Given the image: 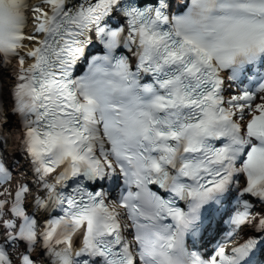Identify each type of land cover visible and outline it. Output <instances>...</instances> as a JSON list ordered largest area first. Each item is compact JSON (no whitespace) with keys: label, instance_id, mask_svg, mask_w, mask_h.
<instances>
[{"label":"clouds","instance_id":"1","mask_svg":"<svg viewBox=\"0 0 264 264\" xmlns=\"http://www.w3.org/2000/svg\"><path fill=\"white\" fill-rule=\"evenodd\" d=\"M175 3L182 5L185 0H175ZM37 6L43 9L50 8L44 0H18L16 5L11 0H4L0 6L2 9L0 11V55L8 57L9 64H11V57L13 56L18 57L19 61L21 57L24 58L23 66L20 65L17 72L13 74L18 77L22 74L30 75L28 69L35 62V58L27 56V53L38 47V42L44 38L43 32L36 31L37 20L35 17L39 13L34 12V8ZM14 13H18L19 16V20L15 24L11 20V17L16 16ZM167 17L168 30L166 31L173 34L180 32L197 39L201 46L208 50L212 63L221 72L231 65L256 60L264 55V0H187V7L183 12H171ZM90 29L93 28L84 31L83 35L79 37L81 41L79 46L82 48L88 42ZM120 30L121 28H116L110 31ZM18 34H22L24 39L14 40L13 36ZM125 36L126 33L121 31L118 43L124 42ZM29 37H33V39H29ZM9 42L15 43L17 47L9 49ZM115 47L108 49L109 51L105 54L91 56L80 75H69L73 71V63L63 69L59 66L49 67L47 71L52 73L51 76L47 77L49 82L43 79L29 82L19 78L11 89L13 99L11 109H5L2 98V83H0V121L7 122L8 111L20 118L24 132L22 145L28 154V158L33 161V155L29 151L30 138L27 135L30 128L36 130L41 139H45V133H50L54 137V143L48 146L49 150L45 153L46 159L63 158L62 165L57 168L55 173L48 174L43 181L34 171L39 183L35 190L29 188L24 203L35 199L38 192L42 189L45 190L46 184H56L55 193H62L61 189L66 182L70 179H78L79 176L83 175L87 166L86 162H79L81 171L78 175L73 176L70 174L71 158L65 156V153L87 155L90 159L100 160L111 165L110 167L102 165L103 174L96 177L110 175L117 171L122 172L121 167L123 166L124 171L129 173L128 176L124 175L127 185L129 179H135L131 175L133 172L140 175L150 173L151 178L159 175L150 169L151 161L148 157L158 160L163 154L159 150L160 145L166 144L172 149L167 154L174 160L177 169L186 162L190 168H194L204 157L202 148L209 144L214 145L217 139L215 134L217 132L223 133L228 129L226 122L211 117L208 118L209 123L206 132L187 127L189 124H195L197 119L192 115L194 106L177 102L178 96L187 92V89L173 82L164 88L158 84V89L162 91H146L145 85L147 83L138 84L133 75L127 76L125 74V70L121 67V60L127 64V72L130 73L131 62L127 56L122 54L114 57L112 49ZM145 48H148V45L138 46L132 54L137 58L138 54H147L153 60L159 58L157 46L153 45L147 53H145ZM80 55L77 56L75 63ZM103 57H107V59L105 60ZM21 67H23V73H21ZM64 72H67L68 75L64 76ZM61 79L68 83L69 89L75 94V102L84 103L85 96L93 101L92 105L89 106L93 112L88 120H85L83 110L75 113L74 116L61 112L58 107V103L61 102L59 95ZM167 79L174 81V77ZM42 83L44 92L40 97H35L28 89L20 87L22 84H28L29 88H35L39 91ZM169 100L173 102L169 104ZM185 113L190 114L188 118H185ZM40 117L44 118L40 119ZM105 121L107 127H105ZM232 122L240 124V131L235 135L239 137L241 142L232 144V151L228 153V156L232 158L231 164L235 171L231 173L230 180L223 190L214 191L211 194V199L222 195L229 184L236 186L237 181L234 179L236 175L242 174L239 190L246 188L249 176L248 172L244 171L247 154L254 147L264 149V145H261L259 140L248 136L245 128L246 121L235 118ZM170 131H176L177 137L157 135L158 132L167 134ZM209 132L212 133L211 136L208 135ZM83 136L90 137V141H83ZM219 138H226L225 144L230 143L228 136L221 135ZM88 143L92 144V151L86 153L85 149L88 147ZM189 143L200 145L201 148L196 152L186 151ZM101 145H103V154H101ZM113 145H115L116 151L113 150ZM245 147L248 150L244 158L240 160L238 156ZM150 148L154 150L145 151ZM117 151L123 155L118 157ZM128 156L132 157L131 164L125 158ZM215 167L219 169L220 165H215ZM4 168L6 169L5 166ZM162 170H167L170 176L176 175V171H173L171 165L162 164ZM66 172L67 175L63 183H57L56 178ZM251 173L252 179L258 181L257 186L264 187V150L254 154ZM200 174L203 175L202 172ZM180 182L191 184L193 187L196 186V181L192 179L181 177ZM14 183L18 186L23 185V182L15 177L6 179L4 184H0V197H3L0 202L4 203V207L0 209V226H5L6 222L9 221L6 209L11 206L12 193L9 189ZM150 185L152 184L145 183L142 188L137 189L140 194L135 199L136 205L144 213V216L153 215L157 211L155 197L168 200L173 196L170 190L171 183L164 187L171 194L168 198H162ZM123 194L127 195V192L124 191ZM47 197H49L48 191H46L45 197L41 198L43 205L36 207L37 212L44 210L49 204ZM104 198L108 201L105 206L115 208L119 213L120 230L129 244L133 264H192L189 255L192 251L186 237L199 218L182 231H177L175 222L171 219L170 222L169 219L152 222L144 220L137 214V222L144 225L139 229L141 240L137 242L135 240L136 223L128 217L125 210L120 208L118 199H108L106 195ZM51 199L57 204L55 194L51 196ZM257 199L259 200V198ZM183 201L187 205L186 209L181 208L185 213H188L196 203L192 197H186ZM200 210L201 207L196 213L198 217ZM257 217L264 218L259 213H255L248 225L253 226ZM102 223L103 216L101 215L97 218V225L102 226ZM164 225H172L171 230L166 231ZM35 231L37 235L34 240L31 242L24 241L29 252H36L37 244H40L42 248H46L49 264H62L61 256L57 255V253L63 254L66 247L62 243H57V239H61V237L57 236L56 239L46 243L43 237L45 230L40 231L36 225ZM171 232H176V237L172 248L168 249L165 254L160 247L163 243L161 238L166 237ZM12 234L15 235V232ZM77 234L79 233L73 236V247L68 253L71 264H83L85 256L89 264H92L99 256L75 255L79 249L74 245V238ZM8 236V231L0 230V246L5 249L9 257V264H22L23 256L28 254L19 252L17 248H5L3 246L6 243L4 238ZM38 237H42V240H39ZM142 252H151L152 254L145 255V259L141 260L140 253ZM28 256L30 257V255ZM99 258V264H104V258ZM31 264H38V262L31 260Z\"/></svg>","mask_w":264,"mask_h":264},{"label":"snow or ice","instance_id":"2","mask_svg":"<svg viewBox=\"0 0 264 264\" xmlns=\"http://www.w3.org/2000/svg\"><path fill=\"white\" fill-rule=\"evenodd\" d=\"M3 2L4 0H0V6ZM11 2L14 5L18 4V0H11ZM44 2L50 6L49 9L46 10L39 6L34 8V12L39 13L35 17L37 20L36 31L43 32L44 38L38 42V47L27 53V56L35 58V62L28 69L30 75L25 76L22 74L19 77L21 80H28L29 82L41 81L42 79L49 82L47 77L52 75L47 71L49 67L59 66L63 69L65 66L75 63L77 56L83 52V48L79 46L81 43L79 37L89 28H94L97 36L104 33L105 29L99 26V21L117 4V0H82L78 7L69 9L66 6V0H44ZM161 4H163V0H161ZM124 14L128 18L127 28L120 31H108L105 47L108 49L115 47L119 42L121 31L126 33L124 37L126 46L128 43L136 48L148 45V48H145V53L153 45L157 46L159 58L153 60L147 54H138V67L145 72H160L167 65H182L180 74L168 77H174V81L166 78L163 81H157V83L161 88H164L175 82L187 89V92L181 93L177 98L178 103L194 106L192 115L197 118L196 123L189 124L187 127L206 132L209 123L208 118L211 117L228 124V129L225 132L215 134L216 138L225 135L230 139V143L223 144V146L217 147L211 144L204 146L202 148L204 157L194 168H190L186 162L177 169L174 160L167 154L172 149L168 145L162 144L159 150L163 154L158 160L148 157L151 161L150 169L159 173L158 176L151 178L150 173L140 175L133 172L131 174L135 179L127 181V195L122 193L118 198V203L120 208L127 212L128 217L136 223L137 234L135 240L139 242L141 240L139 229L144 225L137 222V214L144 220L152 222L170 218L175 222L177 231H182L199 218L196 215L199 208L211 199V194L214 191L223 190L230 180L231 173L235 171L231 164L232 158L228 156V153L232 151V144L241 142L239 137L235 135L240 131V124L232 121L235 118L246 121L245 128L248 136L255 137L256 140L261 142V145H264V102H255L256 96L247 91L234 94L225 99L220 94L221 80L217 75V67L212 63L208 50L191 36L183 35L180 32L173 34L170 31L160 30L159 24H167L168 17L162 14L159 9H155L149 14L148 9L139 10L131 7L125 9ZM11 20L15 24L18 22L19 16H13ZM13 39L22 40L24 37L22 34H18L14 35ZM29 39H33V37H29ZM16 47L15 43L9 42V49H15ZM103 59L106 60L107 57H103ZM19 63L23 66V57L20 58ZM121 67L125 70L127 76L132 75V73L127 72V64L123 60H121ZM21 73H23V67H21ZM67 75L68 73L64 72V76ZM182 77L185 79L191 78L193 83L191 85L186 84ZM20 87L28 89L35 97H40L44 92L43 83L39 91L35 88H29L28 84H22ZM260 87L264 88V84ZM197 89L199 91H196ZM145 90L154 91L151 84L145 85ZM59 95L61 102L58 103V107L61 112L74 116L75 113L83 110L85 120H88L93 112V109L89 107L93 103L91 98L85 96L84 103L75 102V94L69 89L68 83L63 82L62 79ZM172 102V100L168 101L169 104ZM43 118L40 117V119ZM105 127H107L106 121ZM27 135L30 138L29 151L33 155L34 171L39 179L43 181L48 174L55 173L57 168L62 165L63 158H45V153L49 150L48 146L54 143V137L50 133H45V139H41L38 132L30 128ZM157 135L177 137L178 133L176 131H170L167 134L158 132ZM208 135L211 136L212 133L209 132ZM90 139L88 136L82 137L85 142L90 141ZM200 148V145L189 143L186 151L196 152ZM113 150L116 151L115 145H113ZM153 150L150 148L145 151L151 152ZM260 150L264 149L254 147L247 154L244 171L249 174L248 183L246 188L239 190L240 195L236 201V207L230 216L233 230L229 232V239L232 235H235V232L242 225L248 224L253 218V204L249 199L244 198L245 195L259 198L261 202H264V187L257 186L258 181L252 179L251 173L254 154ZM91 151L92 144L88 143L85 152L89 153ZM101 154H103V145H101ZM116 154L118 157L123 155L118 151ZM65 156L71 158L70 174L73 176L78 175L81 171L80 161H85L87 164L83 176L88 179L102 175V165L111 166L103 161L90 159L87 155H76L69 152L65 153ZM125 158L129 164L132 163V157ZM162 164L171 165L173 170L176 171V175L170 176L167 170H162ZM215 165H220L219 169ZM121 171L125 176L129 175L128 172L124 171L123 166ZM201 172L203 175L200 174ZM66 175L67 172L58 176L56 178L57 183H63ZM181 177L196 181V186L193 187L191 184L180 182ZM8 178L7 170L3 164H0V181ZM145 183L159 184L162 188L171 183L170 190L173 197L179 200L192 197L196 200V203L188 213H185L181 207L176 205L175 199L163 200L155 197L157 211L153 215L144 216V213L136 205L135 199L140 194L137 189L142 188ZM44 187L48 191L49 197L56 195L57 206L61 209L62 215L48 221L43 237L46 243L56 239L57 236L61 237V239H57V243L66 246L63 254L57 253L61 256L62 264H71L68 253L73 247V236L76 233H82V243L75 255L88 254L103 257L104 264H133L129 244L120 230L119 213L115 208L105 206L108 201L104 198L105 195L102 192L87 191L82 186V182L67 194L63 192L55 193L56 184H46ZM28 190L29 186L23 184L19 185L12 194L9 210L17 218L18 224L11 220L6 222L5 227L11 230L9 231V240L20 239L31 242L36 238L35 228L37 222L25 211L24 199ZM35 200L37 206L43 205L40 197H35ZM3 207L4 203L0 202V209ZM101 215L103 216V223L102 226H98L97 218ZM163 227L166 231H170L172 225H164ZM256 227L258 230H264V218L258 219ZM13 232H15V235L12 234ZM175 237L176 232H171V234L161 238L163 243L160 247L165 254L168 249L172 248ZM255 243L254 239H248L241 244L232 246L230 253H226L225 247L220 246L216 254L207 261L202 259L196 252H191L189 255L192 264H238L243 257L248 255ZM151 254V252H142L140 258L144 260L145 255ZM165 259H168L166 255ZM0 264H9V257L2 246H0ZM22 264H31L28 255L23 256ZM83 264H88V261L84 260Z\"/></svg>","mask_w":264,"mask_h":264},{"label":"bare ground","instance_id":"3","mask_svg":"<svg viewBox=\"0 0 264 264\" xmlns=\"http://www.w3.org/2000/svg\"><path fill=\"white\" fill-rule=\"evenodd\" d=\"M68 1L72 0H66V3ZM47 10V9H46ZM27 43V41H25ZM23 55V53H21ZM30 60V58H27ZM11 64L8 62V57H4V55H0V83H2V98L5 105V109H11L13 105V99L11 94L12 87L18 82L19 77L16 75H13L17 72V70L20 68L19 58L16 56L11 57ZM241 76H232L231 84L225 88V99L231 97L234 94H237L236 91H232L231 89H254L246 83V79L243 81L241 80ZM248 92V90H246ZM251 93V92H250ZM256 96L257 103L264 102V90L254 94ZM0 137L2 139L1 143L3 144V151L5 154L6 159L14 166L15 170V178L17 180H20L22 182H26L30 187V189L35 190L37 184L39 183L37 176L34 174V166L26 159L24 154V148L22 145V141L24 139V132L22 131L20 118L16 115L12 114L10 111L7 112V122L3 123L0 121ZM234 186V191L236 194L239 193V187ZM16 187L17 185L14 183L9 191H13V187ZM45 190H41L37 193L36 197L43 198L45 197ZM3 197H0L2 199ZM48 198V197H47ZM49 199V204L47 205V209H49L52 205L51 197ZM30 209H35L37 207L36 200L32 199L27 202ZM254 214L259 213L260 216L264 217V203L262 204H256L254 207ZM10 208H7L6 211L8 212V218L9 220L13 221L14 223L18 224L14 218H12L13 214L9 210ZM43 210L34 213L36 215H39L37 217L38 220L41 221V217L43 216ZM49 214H45L47 216ZM210 216L212 217L213 221L208 222L205 224V231L208 234V236L214 235L215 232H213V227L218 224L219 221H221V215L219 213H211ZM259 217H257V220L254 221L253 226H249L248 224L242 225L240 228L241 233H253L256 232L258 229L256 227L258 223ZM44 224L46 223V219L43 221ZM9 232V231H8ZM212 239V237H211ZM6 244L8 245V248H16V246L21 247L18 243V240H12V244H10V240L7 238ZM39 252H34L35 256H38Z\"/></svg>","mask_w":264,"mask_h":264}]
</instances>
